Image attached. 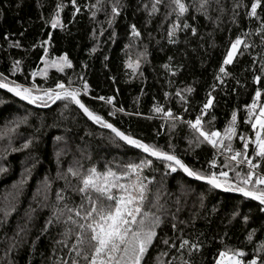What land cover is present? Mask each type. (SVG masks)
<instances>
[{"label": "trees", "instance_id": "16d2710c", "mask_svg": "<svg viewBox=\"0 0 264 264\" xmlns=\"http://www.w3.org/2000/svg\"><path fill=\"white\" fill-rule=\"evenodd\" d=\"M186 2L191 4L193 0ZM253 2L221 0L224 12L213 11L212 20L190 9L183 19L197 29V34L193 35L191 29L180 30L173 44L167 33L175 16L165 20L163 5L149 16L152 0H119L120 14L114 19L111 7L115 0H102L100 11L91 7L97 0H75L74 4L73 0H0V79L41 89L54 88L58 82L68 86L71 80L72 87L81 89L82 102L120 130L174 152L191 168L225 170L235 179V173L224 167L227 152L213 149L206 142L190 144L193 133L185 123L177 121L176 127L170 128L172 121L153 108L159 105L165 111L170 109L184 121L202 115L204 126L221 135L236 111L238 135L231 142L233 148H242L240 133L254 138V130L245 118L246 106L256 90L261 91L258 105L264 103V45L257 32L264 23V11L258 9L261 19L249 17ZM58 4L62 5L59 12ZM261 4L264 6V0ZM57 15L61 26L52 28L51 21ZM217 16L219 23L215 22ZM109 19H113L111 25ZM132 25L140 37H132ZM238 36L251 47L244 49L241 45L233 63L224 66L228 74H221L219 68L226 52ZM64 55L72 67L63 72L44 63ZM138 58L139 68L126 66V62L134 64ZM16 61L20 63L14 67ZM255 76L261 77L260 83ZM85 82L89 85L87 94L83 92ZM99 96L113 97V104L95 99ZM209 96L213 104L202 114ZM116 108L124 111L109 116L108 112ZM28 141L30 146L24 149ZM251 147L254 145L249 154L255 162ZM144 155L116 141L110 130L88 120L68 101L49 102L45 107L28 104L0 89V168L4 169L0 171V264H60L62 260L71 264L75 252L70 248L75 237L65 247L57 243L64 239L63 224L48 225L43 231L56 203V192L65 186V181L57 178L58 171L66 172L77 161L84 169L95 165L102 171L109 162L115 169L122 161L139 162ZM150 159L152 167L143 171L145 183L152 181L148 199L151 201L159 191L164 223L157 228V237L142 264H156V257L162 264H182V260L215 264L225 247L243 251L245 264L251 259L262 264L264 211L260 208L264 206L235 193L213 190L179 169L173 173L155 158ZM240 170L247 171V165H241ZM260 171L264 173V167ZM45 177L51 184L47 200ZM66 194L72 195L75 203L80 202L79 195ZM4 210H11L6 219ZM245 215L249 217L247 222ZM253 230L249 241L248 234ZM164 239L168 244L163 243ZM182 240L198 244L199 251L194 250L190 256L188 246L180 248Z\"/></svg>", "mask_w": 264, "mask_h": 264}, {"label": "snow or ice", "instance_id": "6c2138e0", "mask_svg": "<svg viewBox=\"0 0 264 264\" xmlns=\"http://www.w3.org/2000/svg\"><path fill=\"white\" fill-rule=\"evenodd\" d=\"M75 0H73V4ZM165 8V20L174 15L175 20L171 23L168 29L169 43H176V34L180 30L191 29L193 35L197 34V29L191 27L186 19H183L189 14L190 9H194L197 13L204 16L208 20H212L211 13L217 11L223 14L224 8L221 5V0H193L187 3L186 0H152L149 16L159 12L160 6ZM215 6V7H214ZM95 11L102 10V0H97L96 4L91 5ZM121 7L119 0H115L111 7L112 18L120 14ZM62 8V5H57V10ZM147 10V5H145ZM258 9L264 11V6L261 0H254L251 4V9L247 13L249 17L261 19ZM79 11V8H76ZM95 11L93 15H95ZM195 19V16L192 17ZM113 19H109L111 25ZM216 23H219V16L216 17ZM235 22V20H233ZM52 28H57L60 25L58 15L51 21ZM131 35L133 38L140 37L141 33L135 25L131 26ZM261 36V43L264 45V23L257 29ZM249 35V33H245ZM241 45L244 49L251 47L249 43L241 40L238 36L231 42L222 65L219 68V73L227 75L225 65H231L234 57L237 55ZM19 47V45H17ZM47 53V49H45ZM144 54L141 53L140 56ZM171 59V58H169ZM16 61L14 67L19 65ZM45 65L49 61L44 62ZM51 66L58 72H63L65 68H71L72 63L67 55L59 57L58 60L51 61ZM127 67L139 68V58L133 64L126 62ZM167 68L168 65H165ZM261 70L264 72V63L261 65ZM47 75V69L44 73ZM33 76L36 73L32 74ZM216 79H220L217 76ZM254 80L257 83L261 82L260 76H255ZM72 82L69 81L68 86L63 83H56L55 87L36 88L27 87L19 83H9L7 78L0 79V89H6L8 93L19 97L20 100L27 101L28 104L42 105L47 107L49 102L68 101L76 105L87 117L88 120L101 126L104 129L110 130L113 138L116 141H122L125 145L133 149L140 150L146 154L139 158V162L122 161L115 169L110 166L111 162L107 163L104 170H98L95 165L84 169L83 165L77 161L74 165H70L66 172L58 171L57 178L65 181V186L56 192V203L52 205V211L45 223L43 231H47V226L52 224H63L64 231L61 235L64 239L57 243L68 247V241L74 236L75 242L71 245L70 252H75V256L71 259V264H142L146 253L150 246L153 245L154 239L157 237V228L163 223L164 207L160 204L159 191L153 199L149 201V185L151 180L145 183L146 177L143 176L145 168H151L153 160L162 163L165 169L175 173L181 170L187 177L193 178L196 181H201L213 190H222L225 193H238L245 199L257 201L259 206H264V173H261V167H264V103L258 105L257 101L261 97V91L258 89L254 94V98L250 105H247V115L245 123L250 124L254 130V139H250L245 134H239V140L242 143V148L236 150L232 146V140L238 135L237 133V112L231 114V123L225 127L223 136L219 131L208 129L202 122V115H198L195 120L184 121L182 117L175 116L169 109L165 111L159 105L153 108L156 113H162L165 119H170L172 123L170 128L176 127V122L185 123L193 133V140L189 143H207L213 149H222L229 155L225 156L224 167L235 173V179L229 176V171L220 170L200 171L189 167L180 159L174 152H168L158 147L155 143H147L139 138H134L131 134H127L120 130L113 123L109 122L104 116L90 109L82 102L81 89L73 88ZM89 85L83 83V92L88 93ZM189 92L192 89H188ZM167 95V94H166ZM179 96L180 93L177 92ZM100 101H104L108 105H112L114 98L111 96L95 97ZM183 99V97H181ZM213 104V98L209 96L207 102L203 105L201 113L203 114ZM68 105L65 104V108ZM186 110V109H185ZM123 108H116L114 111L108 112L109 116H114L116 112H123ZM215 120V117L212 118ZM208 123H212L209 121ZM10 129L9 131H13ZM59 140L60 137H57ZM228 143L225 144L224 141ZM31 141L23 145L24 149L29 148ZM251 147V156L256 158L254 162L250 157L249 149ZM17 151V149H13ZM59 156V154H58ZM234 162V163H233ZM212 167H216V162L213 160ZM241 165H247V171L240 170ZM0 171L4 169L0 168ZM30 171V169L26 170ZM167 174V173H166ZM75 181V183H73ZM123 181V182H122ZM23 183V182H22ZM51 184L48 178L45 177V195L44 199L48 198V191ZM79 195L80 202L77 204L72 199V195ZM179 203V201H177ZM150 205V207L148 206ZM156 209V211H152ZM179 210V209H177ZM264 211V207L260 208ZM11 210H4L5 219L10 215ZM238 213L234 212V215ZM173 221L175 215L172 216ZM249 217L244 216V221L247 222ZM2 223V221H0ZM172 228H176V224H172ZM255 233L248 234V240L251 241ZM168 239H164L163 243L168 244ZM188 246V254L191 256L193 251H199V245L188 240H182L180 248L184 249ZM260 250H264V243L260 245ZM165 255V253H161ZM244 252L225 247V250L219 252V257L215 264H245ZM60 264H69L68 261H60ZM156 264H162L160 257H156ZM171 264V262H168ZM182 264H191L190 260H182ZM247 264H257L255 259L247 261ZM264 264V260H262Z\"/></svg>", "mask_w": 264, "mask_h": 264}, {"label": "water", "instance_id": "95a60500", "mask_svg": "<svg viewBox=\"0 0 264 264\" xmlns=\"http://www.w3.org/2000/svg\"><path fill=\"white\" fill-rule=\"evenodd\" d=\"M3 91H6V89H2ZM7 92V91H6ZM11 94V93H10ZM11 95H13V94H11ZM14 96V95H13ZM16 97V96H15ZM17 98H19V97H17ZM26 103H28L27 101H25ZM35 105V104H34ZM81 111V110H80ZM82 112V111H81ZM86 117V116H85ZM193 179V178H192ZM222 191V190H221ZM235 194H238V193H235ZM239 195V194H238Z\"/></svg>", "mask_w": 264, "mask_h": 264}, {"label": "rangeland", "instance_id": "374dc122", "mask_svg": "<svg viewBox=\"0 0 264 264\" xmlns=\"http://www.w3.org/2000/svg\"><path fill=\"white\" fill-rule=\"evenodd\" d=\"M230 47V46H229ZM47 67V66H46ZM48 67L50 68L51 67V61L49 62V64H48ZM61 83V82H60ZM73 88H77V87H73ZM82 92V91H81ZM258 103V102H257ZM221 136H223V135H221ZM234 139V138H233ZM254 139V138H253Z\"/></svg>", "mask_w": 264, "mask_h": 264}]
</instances>
